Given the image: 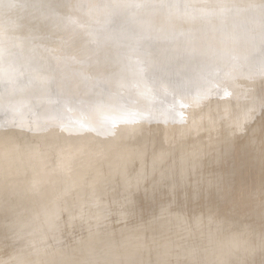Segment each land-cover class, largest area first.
<instances>
[{"label": "rangeland", "instance_id": "1", "mask_svg": "<svg viewBox=\"0 0 264 264\" xmlns=\"http://www.w3.org/2000/svg\"><path fill=\"white\" fill-rule=\"evenodd\" d=\"M116 2L0 0V29L25 16L16 46L41 39L36 59L86 41L45 50L53 79L17 66L0 104V264H264V0ZM41 211L56 223L40 241Z\"/></svg>", "mask_w": 264, "mask_h": 264}, {"label": "bare ground", "instance_id": "2", "mask_svg": "<svg viewBox=\"0 0 264 264\" xmlns=\"http://www.w3.org/2000/svg\"><path fill=\"white\" fill-rule=\"evenodd\" d=\"M9 1H13V2H15L16 0H9ZM18 2H19V0H17ZM116 1H120V0H113V2H114V4H116V3H118V2H116ZM129 1V0H128ZM155 1H157V0H155ZM165 3V2H164ZM207 4H208V2H207ZM217 4V3H216ZM206 5V4H205ZM16 6V5H15ZM15 6H14V8H15ZM18 7H20L19 5H18ZM215 7V6H214ZM13 8V9H14ZM39 8H41L42 9V7H39ZM193 8V7H192ZM199 8V7H198ZM204 10V9H203ZM151 11V9H150V7H147V10L145 11V12H150ZM190 11H191V9H190ZM193 11V10H192ZM199 11V10H198ZM214 11V10H213ZM15 12L16 11H14V12H12V13H8L7 14V16L5 15L4 17L5 18H1V20L2 19H4V21H1V29H0V31H1V33H3V34H5V37H8V39L10 40V41H6L5 43V47H7L6 48V50H1V59H2V61L6 64L5 66H7V65H9L8 66V71L10 72V73H8L7 75H5L4 73H3V77H5V76H8L9 77V81L10 82H12V84H11V86H9L10 88H6V89H8V90H6V91H3V92H0V104H1V106H2V104L3 105H5V104H7L8 105V103H9V101H11L12 100V98H9V96H10V94H12V95H14L15 94V92L13 93V91H16V92H21V91H19V89H20V86H21V83L23 82L22 80V78H21V76L22 75H19V74H17L16 75V73H18L17 72V69H19V67H17V66H19V65H26V67L29 69V71H34V70H37V69H39V68H43V70H45L44 72H46L45 74H47L48 76H50L52 79H53V75L54 76H56V74H55V72H54V68H55V66L53 67V64L50 62V59L48 58V56L46 57V55H45V47H43L44 48V52H42V56L40 57V58H38V59H36V55H37V53H38V49H37V46H39V45H41L42 43L40 42L41 41V39H40V37H37L38 39H40V41H37V42H35L34 40L32 41H27V40H25L24 42H22V44L20 45H18V46H16V43H18V41H15L16 40V38L17 37H20V35H23V36H25L26 35V33H27V31L25 30V26H23V24H21V25H19L20 24V22L21 23H23L24 22V18H25V16H23L22 18H15L16 19V21L14 22V16H16V14H15ZM41 12V11H40ZM209 12V11H208ZM25 13H27V12H25ZM52 13H53V11H52ZM192 13V12H191ZM204 14V13H203ZM41 15H44L42 12H41ZM194 15V14H193ZM205 15V14H204ZM8 16H10V17H8ZM53 17H54V15H52ZM3 17V16H2ZM6 17H8V19L6 18ZM204 17V16H203ZM10 18V19H9ZM56 18V17H55ZM199 18V17H198ZM206 18H208V17H206ZM205 18V19H206ZM21 19H23V20H21ZM204 19V18H203ZM210 18H208L207 20H209ZM8 20H11V21H9L8 22ZM12 20H13V22H12ZM85 23V22H84ZM84 23H81V24H84ZM12 24H14V25H12ZM20 26V27H19ZM8 27H11V29H12V31H11V29H10V32L8 31ZM6 28V31H4V29ZM32 30V27L30 28V31ZM64 32L65 31H63L62 33H60L61 35H63L64 34ZM31 33V32H30ZM34 33V32H33ZM35 34H37L36 32H35ZM258 34V33H257ZM259 35V34H258ZM257 35V36H258ZM31 36V34H29V36H28V38ZM263 36V35H262ZM259 37V39H260V37L261 36H258ZM262 38V37H261ZM263 39V38H262ZM255 41H257V40H255ZM61 42H63L62 41V37L59 35V38H57V40H56V42H54V43H51L50 44V49H49V51H47L48 52V55L49 56H53V55H55V54H57V55H59V56H62V55H67V54H69L70 52H73V51H76V50H78L77 49V47L76 46H78L81 42H86V41H81V42H79V44H78V41L77 42H75V43H73L72 45H69L68 47H65V49H62L61 50V52H60V45H61ZM74 42V41H73ZM89 42V41H88ZM147 42V41H146ZM172 42H174V41H171V42H169V43H172ZM259 42H260V40H259ZM217 41H209V43H208V46H210L209 48L210 49H214V48H216V46H217ZM256 43V42H255ZM2 46V45H1ZM1 49H3V47H1ZM165 50V49H164ZM60 52V53H59ZM64 53H66V54H64ZM71 55H73V54H71ZM108 57H109V55L108 54H104L103 55V58H100V60H98V62L96 63V64H94L93 65V67L96 69V68H101L102 67V65H105L106 64V62L108 63ZM220 57H221V55H220ZM71 58H73V57H71ZM251 58V57H250ZM34 59V60H33ZM220 59V58H219ZM31 60H33V62H30ZM249 60V59H248ZM250 61V60H249ZM71 63V62H70ZM70 63H68V65L65 67V69H63L62 70V72H66V71H69L70 70ZM116 63V62H115ZM250 63V62H249ZM109 64V63H108ZM109 66V65H108ZM110 66L112 67V65L110 64ZM110 67V68H111ZM116 68H117V70L121 67V64L120 63H117L116 64V66H115ZM122 68V67H121ZM232 68V67H231ZM4 69H5V67H4ZM229 70H230V68H228ZM65 70V71H64ZM19 71H20V69H19ZM232 71V70H231ZM48 72V73H47ZM237 71H235V73H236ZM54 73V74H53ZM234 73V72H233ZM238 73V72H237ZM42 76H45V75H40L39 77H37V78H39V79H41L42 78ZM230 76H231V74H230ZM13 77V78H12ZM229 77V76H228ZM55 78V77H54ZM6 81H7V78H6ZM39 83H42V80H40L39 81ZM53 83V82H52ZM54 86L57 88V86H59V82L58 81H55L54 83ZM109 85V84H108ZM160 87V84L158 85V88ZM9 90H12V91H10L9 92ZM125 92V91H124ZM4 93V94H3ZM138 95H137V97H136V99L139 97V94H141L142 93V88L139 86L138 88H137V92H136ZM99 97H100V94L98 95ZM153 96H154V94H153ZM15 98H18V97H14V99ZM21 98H22V94H21ZM33 98V97H32ZM90 98V101H97L96 99H98V98H96V99H94L93 97L91 98V97H89ZM128 99V97H123L122 95H120V96H116L115 97V99H112V100H116V104H119V103H121L122 101H124L123 99ZM150 98H152V94H150V95H148L147 96V101L150 99ZM34 99H35V97H34ZM43 99V98H42ZM112 100H110L109 102H108V104H106V105H108V107H106L107 109H104V110H107V111H102V110H100L99 112L97 111V112H95V113H93L94 115H95V117H97V118H102V117H104V115H103V112H107V113H105L106 115H111L112 116V114L115 112L114 110H112L111 108L114 106V105H111V101ZM139 100H141V99H138V100H136L137 102L139 101ZM114 103V102H113ZM40 104L41 105H43V103L42 102H40ZM24 106H22V108H23ZM25 110L26 111H29L30 110V108L28 107V106H25ZM148 112V111H147ZM146 112V113H147ZM116 114V113H115ZM118 115H120L121 113H117ZM148 114H150L149 112H148ZM51 115L52 114H47V115H45L44 116V118H43V124H51L52 123V117H51ZM100 115V116H99ZM147 115V114H146ZM151 116V115H150ZM149 116V117H150ZM109 117V116H108ZM121 117H123V115H120L119 116V118H121ZM148 117V118H149ZM152 118V117H151ZM150 119V118H149ZM147 120V119H146ZM152 120V119H151ZM153 121V120H152ZM25 123V122H24ZM152 124H153V122H151ZM156 126V125H155ZM153 127V128H156V127ZM158 126V125H157ZM162 128V130H163V126L162 125H160ZM158 128V127H157ZM160 128V127H159ZM157 131V130H156ZM165 131V130H164ZM122 133L124 134L125 133V131H124V128H122ZM48 134H51V131H50V133L48 132ZM113 140H117L116 139V137L113 139ZM172 142H174V141H172ZM176 142V141H175ZM85 147V146H84ZM83 146L81 147V148H84ZM80 149V148H79ZM121 154V152H117L116 153V156H119ZM0 156H1V158L4 156V151L3 150H0ZM6 165V164H5ZM19 165V164H18ZM23 169V167L21 166V167H19V166H16V165H14V164H12V163H7V165H6V170H15V169ZM92 168L94 169V165L92 164ZM63 172H64V170H63ZM0 178H1V171H0ZM46 178V176H43V177H40V178H35V179H32L31 180V184H30V186H29V188L30 187H34V186H36V185H38L37 183H38V181H42L43 182V180ZM10 186H9V184H8V186H7V190H9V189H14L15 191H18L19 193H23V192H25V190H24V187H20V186H22V184L20 183V184H17L16 183V180H10ZM19 185V186H18ZM23 185H25V183H23ZM28 188V189H29ZM69 189V188H68ZM68 189H66V191L65 192H67L68 191ZM161 189V188H160ZM162 191V190H161ZM165 193H166V191H164ZM157 195H159V194H157ZM156 195V196H157ZM161 195H163V193L161 194ZM46 198V195H45V197H42L40 200H44ZM159 198V197H158ZM97 203V202H96ZM44 209V208H43ZM42 209V210H43ZM177 210V209H176ZM42 212V213H41ZM41 212H38V218L40 217L41 218V220L43 221V223H42V225L41 226H39L38 228H39V230H40V234H38V235H36V237H38V239H40V241L41 240H43V238H45L46 236H47V231H48V229L49 228H51L53 225H55V223H56V219H55V216H53V214H52V212L53 211H41ZM48 212V213H47ZM13 226V225H12ZM10 227V226H9ZM14 227V226H13ZM17 228L19 227V226H16ZM37 228V229H38ZM4 230H5V228H3ZM14 229H15V227H14ZM10 230V229H9ZM22 230V229H21ZM21 230H19V232H22L23 233V231H21ZM3 230H2V228H1V232H2ZM8 231V230H7ZM10 233V232H9ZM22 233H20V234H22ZM29 233V232H28ZM2 235H3V232L1 233ZM24 234H26V233H24ZM4 235H6L5 234V232H4ZM8 235V234H7ZM30 235V234H29ZM32 235V234H31ZM33 235H34V233H33ZM16 236V235H15ZM18 236V235H17ZM35 236V235H34ZM50 236V235H49ZM21 237V236H20ZM22 237H23V235H22ZM3 238H4V236H3ZM9 238V237H8ZM6 239V238H5ZM4 239V240H5ZM13 239V238H12ZM27 239V238H26ZM7 240V239H6ZM3 242V241H2ZM16 242H18V241H16ZM4 243V242H3ZM2 243V244H3ZM1 244V245H2ZM5 244H7V241H5ZM8 244H9V240H8ZM8 246V245H7ZM6 248V247H5ZM14 248V247H13ZM2 252V251H1ZM20 253V252H19ZM105 252H103V254H104ZM228 256H230V255H228ZM6 257V256H5ZM5 257H4V259H5ZM70 257V256H69ZM221 257V256H220ZM223 257V256H222ZM229 258V257H228ZM16 259V258H15ZM14 259V260H15ZM27 259V258H26ZM67 258H65V260H66ZM74 259H76V258H74ZM80 260H81V257H80ZM2 261H3V259H2ZM6 261V260H5ZM8 261H10V260H8ZM72 261V260H71ZM65 262H69V260L68 261H65ZM75 262H77V260L75 261ZM28 264V263H27ZM66 264V263H65ZM71 264V263H70ZM73 264V263H72ZM82 264V263H81ZM113 264H115V263H113ZM126 264H129V263H126ZM133 264H141L139 261H136V262H134Z\"/></svg>", "mask_w": 264, "mask_h": 264}]
</instances>
